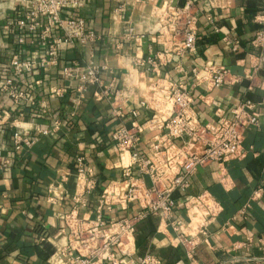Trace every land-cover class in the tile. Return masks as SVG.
Masks as SVG:
<instances>
[{
	"label": "crops",
	"instance_id": "0c3cea01",
	"mask_svg": "<svg viewBox=\"0 0 264 264\" xmlns=\"http://www.w3.org/2000/svg\"><path fill=\"white\" fill-rule=\"evenodd\" d=\"M24 1L0 0V81L16 72L14 55L34 63L16 77L25 100L17 103L0 88V264H68L70 241L82 251L75 255L89 256V231L99 213L110 221L141 213L138 202L126 208L102 203L110 183L126 180L131 162L112 136L135 121L144 124L137 150L154 159L166 132L161 121L172 108L162 91L167 84L192 92L203 123L232 118L235 107L253 102L257 120L248 125L244 140L249 152L242 160L199 168L190 188L174 193L171 221L184 227L190 197L208 191L220 205L205 230L197 227L188 236L196 242L194 249L181 242L178 230L151 214L137 218L135 251L119 254L120 264H138L147 255L159 264H264V92L257 86L264 78V60L263 49L253 44L262 27L256 16L264 0H72L64 12L84 18L100 38L61 44L58 63L45 66L40 60L62 33H33L20 44L8 21L18 16ZM189 1L198 14L196 47L167 60L161 55V15L167 3L184 6ZM122 2L126 8L119 14ZM76 63L97 66L99 80L86 83L84 90L79 79L65 78V68ZM209 66L228 68L241 79L208 90L202 77ZM249 77L256 83L252 88ZM16 131L35 144L17 151ZM85 179L96 182L86 193ZM144 181L150 183L148 176ZM80 229L87 244L71 239Z\"/></svg>",
	"mask_w": 264,
	"mask_h": 264
},
{
	"label": "built area",
	"instance_id": "2783aa9c",
	"mask_svg": "<svg viewBox=\"0 0 264 264\" xmlns=\"http://www.w3.org/2000/svg\"><path fill=\"white\" fill-rule=\"evenodd\" d=\"M71 1L25 0L23 7L17 11L18 16L8 21V25L17 30L20 44H24L33 33L40 32L43 37H48L55 31L62 33L49 46L47 56L39 62L40 66L58 63L61 44L89 43L100 38L97 32L87 28L84 18L64 12ZM125 4L122 2L117 7V13L120 14L125 10ZM161 16L162 27L159 36L164 42L161 55L168 60L174 55L183 56L193 51L198 39V14L195 12L194 4L191 1L184 6L167 3ZM256 20L262 24V27L257 31L253 44L263 49L264 60V8L256 16ZM129 33H133L132 28ZM234 49H238V43L234 45ZM13 66L16 72L10 78L0 81V88L6 91L7 96L19 103L27 98V93L19 88L16 77L23 70H31L34 63L14 55ZM205 70L202 81L206 83L208 90L232 85L241 79V76L233 74L225 67L209 66ZM100 71L95 65L82 66L76 63L67 66L64 75L67 79L82 81L84 83L82 89L85 90L86 83L99 80ZM249 78L252 80V88L256 83L254 78ZM257 86L264 92V78ZM162 91L172 104L170 113L161 121V126L166 130L163 137L165 143L162 141L163 146L157 143L154 159H147L137 150L139 134L145 128L144 124L135 121L131 128L124 127L117 130L112 140L122 155H131V162L124 171L126 180L110 183L101 199L102 203L109 207L121 205L126 208L131 203L138 202L142 208L141 213L136 218L119 221H110L99 213L97 224L89 231L90 245L87 251L89 256L75 255V250L80 253L82 251L78 247L75 248L70 241L69 249L65 252L68 256V264H106L105 261L120 264L119 254L132 256L135 251L137 218L151 214L159 216L172 228L178 230L181 242L194 249L196 242L188 240V236L197 227L205 230L207 222L218 215L220 205L215 197L206 191L186 200L188 223L185 227L171 221L176 206L174 193L186 192L199 168L216 162L242 160L247 156L249 150L244 146V140L248 125L257 120L252 113L256 105L251 101H244L232 110V118L222 117L214 124L203 123L194 108V97L189 89L167 84ZM133 115L138 116V111L134 110ZM14 137L17 151L31 148L36 142L20 131H16ZM178 139L182 141L181 145L176 143ZM78 161L80 164L82 158H78ZM134 167H137L138 174H135ZM79 173L83 174L81 168ZM145 176H148L149 184L144 181ZM84 181L85 193L95 188L94 179ZM75 233L72 240L84 241V244H87L83 229ZM138 264H159V262L154 256L147 255L139 258Z\"/></svg>",
	"mask_w": 264,
	"mask_h": 264
}]
</instances>
